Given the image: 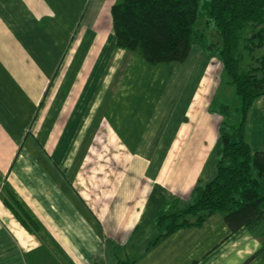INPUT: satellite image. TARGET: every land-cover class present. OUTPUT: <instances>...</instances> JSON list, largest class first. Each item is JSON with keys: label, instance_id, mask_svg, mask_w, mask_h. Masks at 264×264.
Segmentation results:
<instances>
[{"label": "crops", "instance_id": "obj_1", "mask_svg": "<svg viewBox=\"0 0 264 264\" xmlns=\"http://www.w3.org/2000/svg\"><path fill=\"white\" fill-rule=\"evenodd\" d=\"M105 6L0 0V264H264V250L245 263L264 226L232 232L219 213L146 251L161 209L185 208L214 178L225 104L214 108L207 53L148 65L115 46ZM245 136L264 152V97Z\"/></svg>", "mask_w": 264, "mask_h": 264}, {"label": "trees", "instance_id": "obj_2", "mask_svg": "<svg viewBox=\"0 0 264 264\" xmlns=\"http://www.w3.org/2000/svg\"><path fill=\"white\" fill-rule=\"evenodd\" d=\"M205 9L218 45L199 28V0H116L110 10L118 49L157 65L183 64L198 47L220 60L227 85L240 99L236 125L228 124L227 105L222 108L214 178L194 189L185 208L161 209L146 251L173 232L198 227L217 213L232 232L245 228L254 234L264 226V152H252L245 136L248 112L254 101L264 97V53L254 56L264 48V0H208ZM245 56L251 64L241 69ZM5 203L28 231L37 232L15 200ZM261 238L260 249L245 263L264 250V232Z\"/></svg>", "mask_w": 264, "mask_h": 264}, {"label": "rangeland", "instance_id": "obj_3", "mask_svg": "<svg viewBox=\"0 0 264 264\" xmlns=\"http://www.w3.org/2000/svg\"><path fill=\"white\" fill-rule=\"evenodd\" d=\"M116 0H109V2L111 3V6L115 3ZM104 2L106 3L105 6V11L102 14V17H105L103 20L106 21L105 24H102V28H107L108 27V23L109 21H111V6L109 8L108 6V0H104ZM208 0H199V11H200V17H199V28L202 30V32H204L206 34V36L208 37V39L213 42L216 43L217 45L219 44V39L217 37V33L215 31V28L213 26V23L209 20V18H207L206 16V9H205V5H207ZM98 3H103V2H98ZM103 9V8H101ZM112 28V26H111ZM113 33V31H112ZM114 35V34H113ZM242 46V44H241ZM241 52V50H240ZM130 53V52H129ZM206 53V52H204ZM264 53V48H262L261 50H257L255 51L254 56H258L260 54ZM209 59L212 58L213 59V63L216 65H213L215 68H213V70L210 72L211 76H213V83L215 85V88L213 86V89L215 90V93L213 95V90L211 91V95H213V99L216 101L214 102V108H217V105L221 103H224L225 105H227L228 107V112L225 113L227 115L228 118V124H233L236 125L239 121L240 115L238 112V108L240 107V99L238 96H236L233 87L227 85L226 83V76L224 74L223 71V66L222 63L220 62V60L216 57V56H212L210 57L209 54H207ZM249 57L245 56L244 59L241 62V69H246L247 67H249L248 65L251 64L250 60L248 59ZM182 69V68H181ZM196 74H199V72H196ZM116 78L113 80H116L117 78L119 79V72L115 73ZM111 81L108 80V84H110ZM217 86V87H216ZM111 90V89H110ZM100 94H102V91L100 92ZM221 102V103H220ZM98 106V105H97ZM85 111H88V109H86ZM102 109H96L92 108L91 112L92 115H94V112L97 113L98 117L100 116ZM97 123L99 121H96ZM88 123V122H87ZM89 123L86 125V127H88ZM97 133H100L99 131ZM83 137V136H82ZM80 138L79 140L83 141V143L81 144V151H80V156H82L85 152V147L87 148L88 144H91L94 142V140L91 141L90 143V137H85ZM106 138L104 135L102 134H98V136L96 137L97 139V145L101 146L107 143ZM83 139V140H82ZM80 142V141H79ZM78 142V144L80 145V143ZM97 155H99V153H96ZM72 163H77L76 161H73ZM257 237H259L261 240V234H257Z\"/></svg>", "mask_w": 264, "mask_h": 264}]
</instances>
